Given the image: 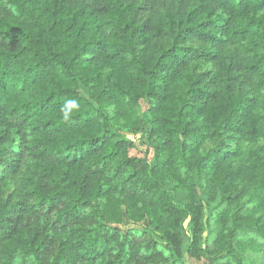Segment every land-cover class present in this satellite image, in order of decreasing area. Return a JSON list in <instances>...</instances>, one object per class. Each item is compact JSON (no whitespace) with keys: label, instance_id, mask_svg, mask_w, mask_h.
I'll return each mask as SVG.
<instances>
[{"label":"trees","instance_id":"16d2710c","mask_svg":"<svg viewBox=\"0 0 264 264\" xmlns=\"http://www.w3.org/2000/svg\"><path fill=\"white\" fill-rule=\"evenodd\" d=\"M188 259L264 264V0H0V264Z\"/></svg>","mask_w":264,"mask_h":264},{"label":"rangeland","instance_id":"374dc122","mask_svg":"<svg viewBox=\"0 0 264 264\" xmlns=\"http://www.w3.org/2000/svg\"><path fill=\"white\" fill-rule=\"evenodd\" d=\"M127 137L136 144L137 151H134L135 154H144L148 152L151 154L153 147L157 144L156 141H153L149 138V134H144L142 132H131L126 133ZM22 182H24L23 174L19 173L17 176L12 178L11 184L6 190V193L9 194L13 190H19L21 187ZM184 195L181 196V199H183ZM208 235V230L205 228L201 234V243L202 246L205 245V240ZM204 262V260H203ZM203 262H198L194 259H188V264H203Z\"/></svg>","mask_w":264,"mask_h":264},{"label":"clouds","instance_id":"9594fccd","mask_svg":"<svg viewBox=\"0 0 264 264\" xmlns=\"http://www.w3.org/2000/svg\"><path fill=\"white\" fill-rule=\"evenodd\" d=\"M72 103H74V102H72ZM64 117H65V119H67V117H68V113L66 111L64 112Z\"/></svg>","mask_w":264,"mask_h":264}]
</instances>
